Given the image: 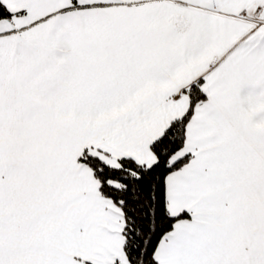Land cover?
<instances>
[{"label":"snow or ice","instance_id":"1","mask_svg":"<svg viewBox=\"0 0 264 264\" xmlns=\"http://www.w3.org/2000/svg\"><path fill=\"white\" fill-rule=\"evenodd\" d=\"M0 264H264V0H0Z\"/></svg>","mask_w":264,"mask_h":264}]
</instances>
